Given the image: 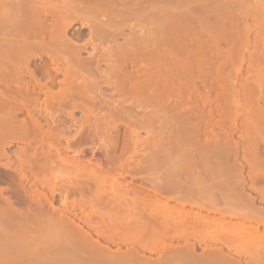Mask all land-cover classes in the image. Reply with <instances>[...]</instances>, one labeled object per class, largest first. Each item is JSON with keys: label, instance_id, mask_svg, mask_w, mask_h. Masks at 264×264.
<instances>
[{"label": "bare ground", "instance_id": "1", "mask_svg": "<svg viewBox=\"0 0 264 264\" xmlns=\"http://www.w3.org/2000/svg\"><path fill=\"white\" fill-rule=\"evenodd\" d=\"M156 1L0 0V264L264 263V230H260L264 226V207L261 206L264 186H257L264 182V166L257 156L246 159L251 168V191L261 198L260 207L255 203V196L247 192L241 173L243 165L237 164L235 157L234 162L229 163L230 153L226 155L220 141L201 143L188 137L192 126L187 122L183 124L184 107L193 102L200 105L199 108H211L213 102H224L227 84L224 77L220 81V76L212 75L215 79L210 76L209 82L204 78V59L196 61L194 69L195 59L190 58L191 65L189 58H177L175 45L163 46L164 42L157 35L156 26L161 25L158 20L162 14L159 13L160 17L157 14ZM208 1L211 0H173V8L187 5L201 10ZM219 2L213 0L212 3ZM147 5H152V10L144 13ZM188 10V18H194ZM183 15L188 20L186 14ZM184 17L181 16L182 20ZM146 18L147 26L143 21ZM78 21L89 28L88 43L99 54L97 57H80L82 49L76 47V41L83 35L69 32ZM179 22L182 24L181 20ZM171 25L169 27L174 26ZM125 28L129 29L127 34ZM120 38L124 40L122 43H119ZM105 40L109 42L108 48L103 47ZM191 48L181 50L190 54ZM43 57L50 60L44 68L48 78L52 71L62 73L65 78L58 92L46 84L43 87L44 83L41 84L36 71L32 70L31 60ZM102 60L105 69H102ZM217 67V73L223 72L222 64ZM26 76L32 83L30 79L25 80ZM215 81H219L220 88L215 87ZM200 82L203 85L208 82L212 90L222 89V93L213 97L210 92L201 93ZM103 84L112 88L122 102H131L129 108L122 104L121 107V101L112 102L110 108L115 116L127 119L125 127L129 132L125 133L122 153L117 156L120 126L112 124L115 138L110 135L103 143L108 167L104 165L107 167L104 169L103 164L96 163L99 170H93L89 166L92 159L86 160L85 165L81 160L80 156L86 152L81 143L94 144L92 136L97 134L98 113L90 104L100 102L99 95L103 94H98V88ZM73 88L77 91L73 92ZM92 88L99 91L91 92ZM37 90L45 92L44 109H40L45 112L46 124L30 109L35 106L39 110ZM35 94L37 97L33 98ZM76 96L83 101L76 100ZM170 99H177L176 103ZM143 104L152 106L153 112H149V118L134 120L136 113L132 110ZM76 110H81L82 114L78 120ZM162 111L166 113L164 116ZM64 113L78 127L74 137L65 136L73 125L68 126L64 119L60 122L59 117ZM181 113L183 117L179 116ZM203 113L202 121L207 129L217 126L210 121L208 113L210 118L206 115V122L205 110ZM20 115L25 118L20 119ZM179 121L182 124L177 123ZM142 129L147 130V139L140 136ZM185 137L191 142H186ZM15 142L25 146L11 155L6 149ZM76 143L82 148L76 147L78 149L73 151ZM237 147L235 145L234 149ZM68 151L75 152L72 161H67ZM127 151L132 153L126 157ZM145 151L150 156H143L144 161L132 166L135 157ZM157 154L164 156L159 157L163 163L166 161V168L163 167L161 175L147 181L150 186L135 184L136 188H130L128 183H118V177L140 171V167L145 168L144 163L148 165L147 160L157 159ZM53 158L74 164L75 168L82 165L83 174L60 186L50 182L44 172ZM118 170L122 174L117 173ZM39 186L49 189L50 198ZM7 191L10 196H6ZM58 194L62 202L56 207L54 196ZM70 197L77 199L70 203ZM238 218L242 221H233ZM109 245L117 249L112 250ZM141 250L155 253L156 258L145 256Z\"/></svg>", "mask_w": 264, "mask_h": 264}, {"label": "rangeland", "instance_id": "2", "mask_svg": "<svg viewBox=\"0 0 264 264\" xmlns=\"http://www.w3.org/2000/svg\"><path fill=\"white\" fill-rule=\"evenodd\" d=\"M203 1L207 2V0H203ZM212 2H213V0L208 1L209 4H213L214 6L209 5L207 3L205 8L203 7L204 9L201 8V10H200L198 8V10H197V9L190 8L187 5L186 6L180 5L178 7L176 6V8L174 6V8H173V5H174L173 0H171V1L170 0H157L156 1V7H157L156 11H158L157 12L158 16H159V13L163 15V13H164L163 11H165V13H164L165 15L163 16V18H162V15H161V17L159 16L160 19L158 18L159 19L158 22L161 23V25L158 23L159 25L157 24L158 26H156V28L158 29L157 35H158V38L161 37L160 39H162V40H160V41L164 42L163 43L164 47H166V46L169 47L170 45H173V47H174V45H175L174 49L176 48L175 52H177V54H178L177 58H189L188 62H190L191 65L193 64V62L190 61V58L193 61L195 59L194 64H193L194 66H195L196 61H200V60L202 61V59H204V61H206L207 63L205 62V64H204V68H203L204 73L203 74H206V75H204V78L207 77L208 82L210 81L209 79H211L212 75H214L213 77H217V78H219L218 76H220V81L224 77V82H226L225 84H227L226 85L227 87H225V92H224L225 93L224 96L226 98L225 97L224 98L227 100L224 99V102H222V103L220 101V104H217V102H213V105L211 108L209 106L199 108V107H201L200 105L195 104L193 102H190L188 104V106L184 107L185 108L184 113H186V115L184 114L183 115L184 117H183L182 116L183 113H181V115H179V116L183 117V118H181L184 121L183 124L187 122V125L190 124L189 127L192 126L191 127L192 131L190 130V132H188V137L190 138L191 141L192 140L197 141V139L201 143H204L207 140L208 141H212V140L215 141L216 140V142L218 141V143L220 141V143H221L220 145L223 148H225L224 150L227 151V152L225 151L226 155L228 156L229 155L228 153H230L229 163H233L234 159L236 158V163L243 165V168L241 169V173H242L243 178H245L244 180H246L245 187L247 188V192L250 191L251 195L253 197L255 196V198H256L255 203L257 204V206H260V203L262 202L261 198L258 195H256V193L251 191L252 190L250 187L251 182L249 181V174L251 172V168L246 163V159L249 158L250 156H257V157H259L257 160L259 162H261V164H263V166H264V0H220L221 3L219 2L216 4L212 3ZM169 7H172L171 10ZM188 7H189V10H188ZM167 8H169V10H167ZM151 10H152V5H149V6L147 5V7L144 9V13L150 12ZM187 10H188V14L193 13L195 19L192 17L188 18L189 15L187 16V12H186ZM189 11H191V12H189ZM167 12H169V13H167ZM173 13H174V15H173ZM175 13H177V14H175ZM184 13L187 16V19L188 20L190 19L189 21L185 19L184 15H183ZM169 14H171V16ZM200 14L203 16H201ZM175 16L178 17L179 19L178 18L176 19ZM181 16L184 17L183 18L184 21L182 20ZM174 17L176 20L173 19ZM164 19H165V22H164ZM166 19H167V21H166ZM192 19H194V21ZM160 20L161 21L163 20V21L161 22ZM180 20L182 21V24H181V22H179ZM143 21H145V24H146L148 19L146 18V20H143ZM185 21H187V22H185ZM133 22H135V21H133ZM173 22L175 23V25L172 24L174 26L171 25V23H173ZM141 23L139 24L140 27L144 22L142 24ZM148 23H150V22H148ZM166 23H170V25L172 27H174L173 28L174 30L169 29L172 27H169L170 25L166 24ZM162 24L163 25L166 24V25L163 26ZM177 24H181V26H179ZM147 25L148 24H146V26ZM175 27H178V28H175ZM181 27H183V28L181 29ZM191 28L194 29V31H191ZM128 30L129 29L125 28L124 33L127 34L129 32ZM69 32L70 33L79 32V33H81V36L83 35L80 39H77V41H76V44H77L76 47L79 49H82L80 51V57L81 58H85V59L88 58L89 59L90 56L95 55L97 57L99 55L98 53H95V51L93 49L94 47L92 48V46L90 45L91 43L90 44L88 43L89 39H90L89 38L90 30L88 27L86 28V27L82 26L81 22L78 21V22L74 23L73 26L70 27ZM172 33H176V34H172ZM123 41H124L123 38L119 39V43H122ZM182 42H184V43H182ZM108 43H109L108 40L103 41L102 42L103 47L108 48L107 47ZM182 44H184V45L182 46ZM187 46L193 47V49L191 48V50H189V51H191L190 54L189 53L185 54L181 50L183 48L186 49ZM180 51H182V52L180 53ZM193 51H194V54L192 53ZM179 54H181V55H179ZM218 54H221V55H218ZM91 58H93V57H91ZM197 59H199V60H197ZM210 62H212V64L215 63L216 66L215 67L210 66L211 65ZM102 63H103V64H101L102 69H105L106 64H104L103 60H102ZM208 63H209V65H208ZM45 64H50V60L47 57H43V59L33 58L31 60L32 70L34 69V71H36L35 76H37V78H38V80H40L41 84L44 83L43 87H45V84H46L47 87L50 88L52 91H54V92L60 91V89L63 87V81L65 79L63 74L62 73L56 74L54 71H52L50 78H48L45 75V70H44ZM218 64H222V66H224V68L222 67L224 70L220 69V71L221 70L223 71V72H221L222 74L220 72L219 73L216 72V71H218L217 70V68L219 67V66L217 67ZM206 66H208V67H206ZM196 67L197 66H195L194 69H196ZM219 68H221V67H219ZM213 77H212V79H215ZM29 79H30V77H27V76L25 77L26 81H29ZM30 82L32 83V80ZM208 82L205 83L206 85H203L204 83L200 82V84H202L201 86H199L201 93H202V91L204 93L210 92L211 96L212 95L216 96L219 93H222L221 92L222 89L217 90V88H215L212 90L211 84ZM218 83H219V81H215V84L217 85L215 87H219ZM198 85H199V83H198ZM31 89H33V88L31 87ZM37 89H39V88L37 87ZM98 89H100V92H98L99 91ZM98 89L92 88L91 92L97 91L98 94L99 93L103 94V95H99L100 98L98 97L100 102L99 103L97 102V104L92 103L94 105L90 104L91 102H89L90 106H92L93 109H96L95 113L96 114L98 113V116H97L98 119L96 121L97 134L95 135V137L92 136V138L95 139V141L93 142L94 143L93 145H92V142L91 143L89 142L88 144H86L84 142L81 143L82 147L85 149L84 151H86L84 153V154H86V156L84 154H82L80 156L82 158L81 160L84 163V165H85V163L87 164L86 160L92 159V161H91L92 163L91 164L88 163V164H90L89 166L93 170L94 169L99 170V168H97V166H96V163H97V165L103 164V166L101 168L106 169L108 167L107 165L109 163V160L107 161V156L105 153L106 151H104L103 143L108 140V137H110V135H112L111 137L115 138L114 135L116 134V132H115V129L113 127L114 125H112V124L115 123V125L119 124V126H120L119 127V134L120 135L118 137V141H119L118 150L115 152V154L117 156H119L122 153L121 150H122L123 144L125 142L124 136L126 137L127 136L126 134H128L127 132H129V128L127 126L125 127V125H126L125 123L127 122V119L125 120V118H123V117L115 116L116 115V114H114L115 112H112L110 110L112 102H116V101L120 102L121 101L120 106L122 104V106L124 108L127 105L129 108L130 103H131L130 101H127V100H125V101L123 100V102H122L121 98L120 97L118 98L117 97L118 95L114 94L113 90L111 91L112 88L110 89L108 86H106L104 84ZM226 89H228V90H226ZM200 90H199V93H200ZM72 91L76 92L77 88H73ZM37 93H38V100H39L37 102V104H38L39 110L37 111V109H35V106H30V109L35 110L36 112L34 114L37 113L35 117H37V118L40 117V119H42L41 122L46 124V121L44 118L45 112L43 110L44 109V101H45V92H42V91L39 92L38 91ZM36 94L33 95V98L37 97ZM98 94H97V96H98ZM104 98H105V100H104ZM75 99L78 100L79 102L83 101V100H80L77 96L75 97ZM170 100L168 103L174 102L173 104H175L177 99L176 100L172 99L171 102H170ZM173 100H175V101H173ZM198 101L201 102V99L199 98ZM86 103H88V100ZM145 106H147V104L139 105V107L137 105V108L134 107V108H136V109H134V111L132 110L133 114L136 113V116L135 115H134L135 117L133 116L134 120H137V121L143 120L149 116L148 115L149 112H151V113L153 112L152 106H150V107L149 106L145 107ZM41 107L43 108L42 110L40 109ZM188 107H190L191 110ZM211 109L213 110L212 111L213 117H212V115H210ZM202 110H203V112L205 110L206 122H207L206 117L209 115L212 118V119H210V121L212 120L211 122L214 123V125L216 124L217 126L212 127V128L209 126L208 129L206 126H204V122L202 121V118L204 117L202 115H204V113L202 112ZM182 111H183V109H182ZM39 112H42L41 113L42 115L41 114L38 115ZM43 113H44V115H43ZM167 113H169V112H167ZM189 113H190V117H188ZM207 113H208V115H207ZM161 114H163L162 116H164L166 113L165 112L163 113V111H162ZM170 114L173 115L174 113L172 114L170 112ZM170 114H168V115H170ZM40 115L43 117H41ZM111 115H112V117H111ZM168 115L166 116V118L169 117ZM61 116L62 117H59V120L62 119V121H63V119H64L63 122H65V121L68 122L67 123L68 126H69V124L72 123L71 119H69L70 117L66 116V113H64V115H61ZM81 116H82L81 110H76L75 111V118L78 120V119H80L79 117H81ZM150 117H151V115H150ZM170 117H172V116H170ZM19 118L20 119L25 118V115H20ZM177 118L175 117L176 120H178ZM184 118H186V119L184 120ZM209 118H208V121H209ZM162 119H165V118L162 117ZM62 121L60 120V122H62ZM157 123H159V120H158V122L155 121V124H157ZM177 123L182 124V122H180V121ZM212 123H211V126H212ZM61 125L60 126L63 128L64 125L63 124H61ZM71 125H73L71 127V129L73 128L72 131L69 130L71 132L70 133L66 132V134H65L66 137H70V138L75 136L76 131H77L76 129H78V127L74 126L75 124L72 123ZM157 125H156V127H157ZM68 126H66V128ZM214 129L216 132L214 131ZM212 131H214V132L212 133ZM148 135L149 134H147V130L145 131V129L144 130L142 129L140 131V136L142 137L143 140L147 139L146 137ZM188 137H185L186 142L189 139ZM63 140H64V138H63ZM63 140H62V142H65ZM190 140L188 141V143L191 142ZM52 141L55 142V139ZM73 142H74V139H73ZM232 145H233V147H232ZM235 145L238 146L236 149L237 151L234 149ZM23 146H25L24 143L21 144L19 142H15L11 145V147L10 146L7 147L6 151L9 154L14 155L13 153L18 151L19 148H23ZM64 146H65V143H64ZM76 147L82 148V147H79L76 143V145H74L75 150H73V151H76L78 149ZM233 150H235V151H233ZM130 151H127V153L125 154L126 157L132 153ZM67 155H68L67 158L69 157L67 159V161L71 160V158L75 155V152L73 153L71 151H68ZM146 155L150 156L149 152L145 151L143 153L138 154V157L137 156L135 157L136 159L133 160L134 163L131 162V165L135 167L136 163L140 160H143V156H146ZM159 156L162 157L161 155L157 154V156H156L157 159L155 158V160L152 159L151 161H150V159L147 160L148 165H146L144 163L145 168L140 167V169H141L140 171H138V172L134 171L136 173L131 172L130 174L133 173L132 176H134V177H132L128 173L121 176L120 178L118 177V180H117L118 183H121V184H127L128 183L127 186L130 188H136L135 184L138 185L137 187H139L140 184H141L140 186H150V183H148L147 181L151 177L157 176L158 174L161 175V172L163 173V169H164L163 167L166 168V166H165L166 161H164L165 163H163V161L161 160L162 158H164V156L162 158H160ZM144 159H145V157H144ZM12 160H14V156H12ZM53 160H54L53 163L50 164L48 168H45V172H44L45 179L50 180V182L54 181V182L58 183L57 185L60 186V185H62V182L63 183H65V181L67 182L68 179H71L74 176L79 175V173L83 174V171H81V169L83 168L82 165H81L82 167L80 166L79 168H75V166L73 167L74 164L71 166L69 163H66V162L64 163L63 161H60L58 159L56 160V158L55 159L53 158ZM100 161L102 163H100ZM149 161H150V163H149ZM161 162H162V164H161ZM104 165L107 167H105ZM77 166H78V164H77ZM1 169H0V171H2ZM143 169H145V170H143ZM84 171H85V168H84ZM89 171H92V170H89ZM117 173L122 174V172H120L119 170ZM147 175H149V176L147 177ZM145 177H147V178H145ZM144 179H146V180H144ZM257 186L263 187L264 182L258 183ZM38 188H39V190H43L44 187L42 188L41 186H39ZM43 191L49 197V189L46 187V189L44 188ZM5 194H6V196H10L9 191H7ZM55 196L57 197V199L55 198ZM55 196H54V205H56V207H58V206H60L62 199L60 197H58L59 194L55 195ZM51 198H52V196H51ZM75 199H77V198L70 197L69 198L70 203H72V201H74ZM78 199H79V197H78ZM262 204H263V202L261 203V206L264 207V204L263 205ZM89 211H90V209H89ZM79 213H78V215L81 216ZM214 216L219 217V215H214ZM226 220H230V219L226 217ZM233 221L241 222L242 219L238 218V219H234ZM251 224H254V222H252ZM84 228L86 230L88 229L86 227H84ZM261 228L264 230V226L260 227V230L263 231ZM95 238H97V237L95 236ZM109 246H111V245H109ZM113 248H114V250L117 249L116 246H114V247L111 246L112 250H113ZM141 252H144V251L141 250ZM144 253H146V252H144ZM154 254L155 253L151 254L148 252V253H146L145 256L150 257L152 255L151 257L154 256V258H156V254L155 255ZM154 258H152V259H154Z\"/></svg>", "mask_w": 264, "mask_h": 264}]
</instances>
